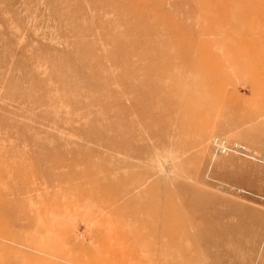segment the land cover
<instances>
[{"label": "rangeland", "instance_id": "374dc122", "mask_svg": "<svg viewBox=\"0 0 264 264\" xmlns=\"http://www.w3.org/2000/svg\"><path fill=\"white\" fill-rule=\"evenodd\" d=\"M0 264H264V0H0Z\"/></svg>", "mask_w": 264, "mask_h": 264}, {"label": "bare ground", "instance_id": "6f19581e", "mask_svg": "<svg viewBox=\"0 0 264 264\" xmlns=\"http://www.w3.org/2000/svg\"><path fill=\"white\" fill-rule=\"evenodd\" d=\"M160 214L157 217H153L149 219H145L144 217H139L135 222V226L133 229L126 228V230H135L137 233L141 235L143 243H157L161 240L165 245H169L170 247L179 250L180 252L187 254V245L191 244V241H198L202 238H206L209 232L211 234L214 225L221 224L219 219H215L214 217L209 216V214H203L202 216L196 217L194 213L191 214V217H187L186 214L180 213V210L175 208H170L169 210L163 207H160ZM155 210V209H154ZM168 218L164 220V217ZM162 216V217H161ZM191 220V221H190ZM152 224L151 227H148L147 231L144 232V225ZM205 223L208 227L206 229L204 227ZM139 227V228H138ZM139 229H142L140 231ZM194 232V233H191ZM190 234L193 235L190 238ZM187 236L189 238H187ZM199 237V238H198ZM227 242L231 240L230 236L226 238ZM207 243L212 242V238L206 239ZM220 242L223 244L224 238H220ZM195 245V244H191ZM171 252H173L171 250ZM170 254V251L166 254V256Z\"/></svg>", "mask_w": 264, "mask_h": 264}]
</instances>
